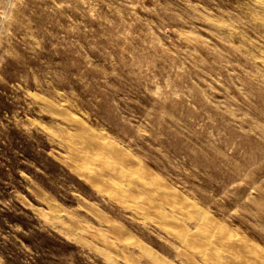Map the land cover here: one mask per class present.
<instances>
[{"label": "rangeland", "instance_id": "obj_1", "mask_svg": "<svg viewBox=\"0 0 264 264\" xmlns=\"http://www.w3.org/2000/svg\"><path fill=\"white\" fill-rule=\"evenodd\" d=\"M232 263L264 264V0H0V264Z\"/></svg>", "mask_w": 264, "mask_h": 264}, {"label": "bare ground", "instance_id": "obj_2", "mask_svg": "<svg viewBox=\"0 0 264 264\" xmlns=\"http://www.w3.org/2000/svg\"><path fill=\"white\" fill-rule=\"evenodd\" d=\"M98 157H99V156H98ZM101 161H102V160H101ZM103 163H104L105 166H106V165L108 166V164H107L108 162L103 161ZM104 165H103V166H104ZM109 166H110V165H109ZM109 166H108V167H109ZM133 184H134V183H133ZM216 233H217V232H216ZM202 240H203V239H202ZM231 242H233V241H231ZM229 244H232V243H229ZM216 255H217V254H216ZM219 258H220V256H219ZM232 264H233V263H232Z\"/></svg>", "mask_w": 264, "mask_h": 264}]
</instances>
